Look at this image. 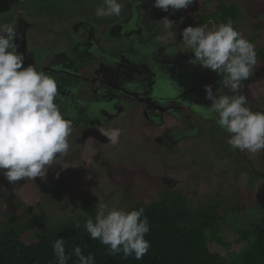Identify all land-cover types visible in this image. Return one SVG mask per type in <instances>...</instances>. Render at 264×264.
<instances>
[{
	"label": "flooded vegetation",
	"instance_id": "af4514ba",
	"mask_svg": "<svg viewBox=\"0 0 264 264\" xmlns=\"http://www.w3.org/2000/svg\"><path fill=\"white\" fill-rule=\"evenodd\" d=\"M207 2H218L213 13L218 12L219 16H223V6L236 7L239 13L234 28L243 36L247 34L249 40L256 38L257 42L260 34L264 35V31H259L264 28V10L258 7V0ZM119 3V16L98 18L95 9L103 0H0V24L11 23L15 28L18 35L14 43L25 56L26 65L31 64L55 79L56 103L72 122L69 155L64 162L67 168L53 165L45 177L11 184L0 175V188L10 192L0 200L3 204L18 201V188H29L28 194L37 200L42 196L38 202L52 207L57 205L55 199L65 194L71 200L79 198L81 213L85 214L90 206L97 205L99 198L92 185H88L87 191H79L77 182L81 178L105 177L116 191L106 193L105 199L120 203L118 198L126 194L121 182H128L122 173L131 176L132 172L129 181L134 184L135 177L141 175L137 163L143 166L152 160L162 171L151 179L163 184L185 174L196 184L199 178H207V173L211 175L222 159L231 165L243 163L245 172L264 179V169H256L247 162L249 153L245 151L244 156L243 152L232 150L226 143L228 134L213 119L201 115V110L211 103L205 99V85L211 84L217 95L232 93L222 83L224 74L221 79H213L210 70L189 63L194 54L183 44L180 33L185 25L194 26L198 15L178 18L181 22L173 29L164 30L163 17L154 12L149 0H141L139 5L136 0ZM259 4L264 7V0ZM210 5L204 6L205 11ZM243 17L248 18L249 24ZM216 20L211 18L205 25L213 23L216 27L223 23ZM247 24L249 32L242 30ZM113 41L119 43L114 46ZM172 49L175 54H171ZM258 55L264 61V51ZM113 129L120 130L115 143L106 135ZM212 134L221 138L215 141L209 136ZM206 137L212 148H204ZM204 153L211 157L199 159ZM113 174L120 179L115 181ZM41 178L44 187L38 188L36 182L40 183ZM77 203H67L64 208L78 215L76 210L69 209ZM13 210L9 215L16 213L17 209ZM20 211L18 208L17 212Z\"/></svg>",
	"mask_w": 264,
	"mask_h": 264
},
{
	"label": "clouds",
	"instance_id": "9594fccd",
	"mask_svg": "<svg viewBox=\"0 0 264 264\" xmlns=\"http://www.w3.org/2000/svg\"><path fill=\"white\" fill-rule=\"evenodd\" d=\"M136 3L139 5L141 0ZM193 3L194 0H154L153 7L175 13ZM121 9L119 0H103L95 15L119 16ZM163 21L164 30L175 26L167 16ZM17 35L11 23L0 24V175L10 184L45 177L53 165L67 168L64 162L72 133V122L56 103L55 79L26 65L25 56L14 43ZM180 35L194 54L189 63L224 74L222 83L232 93L217 95L211 84L205 85V99L211 103L201 110V115L213 119L228 134L226 143L232 150L250 154L264 151V112L253 111L247 106V97L239 94L242 82L250 78L257 63L255 46L234 28L231 19L213 29L189 25ZM170 51L176 53L175 49ZM119 131L113 129L106 135L115 143ZM120 203L118 208L99 204L95 219H86L84 229L91 239L106 245L109 254L122 252L125 258L134 256L140 260L151 247L145 239L150 231L148 218L143 208L129 211L122 209ZM75 227L79 228L80 223ZM52 248L57 264H67L64 240L57 238ZM73 254L78 264H95L93 255H84L79 246Z\"/></svg>",
	"mask_w": 264,
	"mask_h": 264
},
{
	"label": "trees",
	"instance_id": "16d2710c",
	"mask_svg": "<svg viewBox=\"0 0 264 264\" xmlns=\"http://www.w3.org/2000/svg\"><path fill=\"white\" fill-rule=\"evenodd\" d=\"M223 16L218 12L209 16L198 15L194 26L205 25L213 18L234 23L239 11L236 7L223 6ZM220 10V11H221ZM216 20V21H217ZM193 26L192 23L185 25ZM255 45L256 38L249 40ZM259 56V55H258ZM247 168H245V171ZM124 197H127L124 194ZM238 198L231 199L235 207L227 213L222 210L221 203L193 206L188 199L175 191L165 188L154 196L129 197L122 199L123 209H144L148 218L150 231L145 236L150 242V249L140 260L134 256L125 258L123 253L109 254L107 246L99 240H93L84 229L86 219H95L97 205L90 206L88 212L81 215L63 216L58 221L45 219H29L25 214L19 219L10 218L6 224H0V264H57L52 245L57 238L64 240L65 252L69 256L67 264H78V258L73 254L79 246L84 255L91 253L95 264H264V221L251 228L238 230L240 242L247 248L231 257V260L213 253L210 245L226 244L219 237L218 224L224 221L227 214L245 212L249 205H240ZM256 206L259 208L258 204ZM80 227L76 228V223ZM32 233L37 242L26 245L22 238Z\"/></svg>",
	"mask_w": 264,
	"mask_h": 264
},
{
	"label": "rangeland",
	"instance_id": "374dc122",
	"mask_svg": "<svg viewBox=\"0 0 264 264\" xmlns=\"http://www.w3.org/2000/svg\"><path fill=\"white\" fill-rule=\"evenodd\" d=\"M206 1L209 0H194V3L190 5L188 8L190 9H184L176 11L175 13L172 12L171 9H169L168 12H164L161 9L153 7L154 0H149V5H151L152 8L156 9L154 12H157V14H160L159 18H176L174 20L175 24H178L179 21L178 18H194L196 15H202V16H209L212 14L218 5V2L216 3H209ZM216 1V0H214ZM234 2H246L247 0H233ZM258 0V7L261 10H264V7L260 6ZM211 2V0H210ZM206 4H212L210 7L207 8V11H205L204 6ZM241 10V8H240ZM197 13V14H196ZM149 15V13L147 14ZM246 19L248 23V18L243 17ZM244 19V22H245ZM163 21V20H162ZM161 21V22H162ZM259 21H262L259 19ZM258 21V22H259ZM186 23V22H185ZM249 24V23H248ZM244 26L242 28L243 31L249 32L250 27ZM258 24H261L259 22ZM208 29L215 28V24L210 23L208 26ZM259 31L262 33L264 31V28L259 29ZM169 36V35H168ZM174 37V36H173ZM244 37L249 40L248 35H244ZM113 45L116 46L115 43H119L118 41H113ZM113 46V48H114ZM256 49L257 56L261 51H264V35L260 34V38L254 45ZM257 63L253 68V74L250 76V78L246 81L242 82V88L240 89L239 94L245 95L247 97V103L249 107H252L254 110H259L261 112H264V61L260 60L258 57H256ZM222 74V73H221ZM216 74L210 71V76L214 79H221L220 75ZM224 78V77H223ZM213 140H217L220 137V135H209ZM210 138V139H211ZM209 137L203 138L204 142L208 140ZM215 141L213 143H215ZM203 143L201 144V146ZM212 144L209 143V141L206 142L204 145L205 149L212 148ZM121 150H124L123 144L121 145ZM215 154H217V151H215ZM127 155V154H126ZM125 155V156H126ZM243 155L246 156L243 152ZM247 162H251L253 166L260 167L264 169V151L257 153V154H248ZM211 157L209 153H204L202 158L201 156L199 159H204L206 157ZM213 157V156H212ZM160 160V159H159ZM156 161H150L142 166L140 162H138L139 171L141 175H138L135 177V183L133 184L132 181H129L133 175L131 172V176L129 173H126L125 171L122 173V177H126V180L128 179V182H121L123 183L120 185V187L124 190H126L127 197H119V200L126 199L129 197H147V196H154L155 193H159V191L164 190L165 188H171L175 190L176 194H181L185 196L188 199V202L192 204L193 206L197 205H209L214 202L221 203L222 204V210L226 211L227 213L229 210L233 209L235 207V202H232L231 199L234 197H237L239 200L240 205H249V208L247 207L245 212L239 213V212H232L227 214V217L224 221L220 222L218 224L219 227V237L223 240V242L226 244L225 246H222L218 243H214L210 245V250L213 253H218L221 256L231 260V257L234 254H238L242 251H244L247 248V244L240 242V236L238 234V230L243 228H251L255 224L263 222L264 221V179L263 178H256L254 175H250L252 172L247 173L244 171L245 165L243 163H235V165H231L228 163V161L221 160L219 161V167L216 168V170L210 175L207 173V178H199L198 183L194 184L189 179V175L185 174L184 176L177 175L171 183L169 184H163V182H155L153 181L155 176H159L156 173L162 171L160 167L155 164ZM189 166L191 164V160L189 161ZM141 165H140V164ZM192 166H190L191 168ZM181 168V167H180ZM257 169V168H256ZM88 169H86L84 172H86ZM251 170V168H249ZM179 173V172H178ZM151 176H154V179H151ZM121 176L113 174V178L115 181H118ZM125 180V181H126ZM78 181V180H77ZM75 181V182H77ZM105 177H95L94 179L89 180V178L86 176V178H81L77 183V188L80 189V192L87 191L88 185H92L91 188L96 187V196L99 198V201L97 203V206L99 204H106L109 208L112 207H119V203L115 202L111 203V201H107L105 199V194L109 193L111 191H115V188L109 186V184L106 182ZM134 181V180H133ZM43 179L41 178V182H36V187L42 188L44 187ZM162 185V188L159 189L158 186ZM27 189V188H26ZM31 189L28 188L27 191L22 190V188H18L17 190V198L18 201L14 202L11 201L10 203L3 204L0 202V224L4 225L10 218L19 219L20 216L25 214H30L29 219H38L39 217L43 216L45 219H51V220H57L62 218L65 215H70L73 213H68V210L64 208L67 203L78 201V203L74 206H71L70 210H76L74 213H77L79 215L84 214L81 213V202L79 198H74V200H71L72 198H69L66 196L67 194L63 195V198H56L54 204L57 202V205H54L52 207V204L48 206V203H40L38 201L42 200V194H40V198L37 200L35 196H31L29 193ZM91 190V189H90ZM100 193V195H97V193ZM98 193V194H99ZM118 194V193H117ZM10 192L8 188L2 187L0 188V200L5 196H9ZM56 195L52 196L55 198ZM65 196V197H64ZM70 200L69 202H66ZM17 203V205H16ZM215 204V203H214ZM258 204L259 208L256 206ZM21 206V207H20ZM125 206L122 205L121 208L123 209ZM10 208V210L14 211V209L18 208L21 210L20 212L13 213L12 215H9L12 211L7 210ZM21 208V209H20ZM64 218V217H63ZM22 219V218H21ZM22 241L26 245H31L33 243L37 242L36 236L32 235V233H29L27 235H24L22 238ZM230 264V263H229Z\"/></svg>",
	"mask_w": 264,
	"mask_h": 264
}]
</instances>
